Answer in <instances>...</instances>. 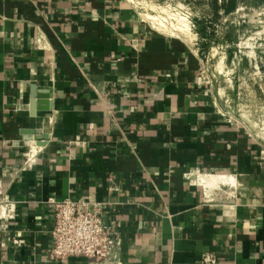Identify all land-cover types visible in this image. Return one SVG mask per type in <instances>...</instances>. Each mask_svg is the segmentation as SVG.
<instances>
[{
  "label": "crops",
  "instance_id": "obj_1",
  "mask_svg": "<svg viewBox=\"0 0 264 264\" xmlns=\"http://www.w3.org/2000/svg\"><path fill=\"white\" fill-rule=\"evenodd\" d=\"M229 118L128 0H0V264H99L47 262L51 199L106 205L113 264H264V144Z\"/></svg>",
  "mask_w": 264,
  "mask_h": 264
},
{
  "label": "rangeland",
  "instance_id": "obj_2",
  "mask_svg": "<svg viewBox=\"0 0 264 264\" xmlns=\"http://www.w3.org/2000/svg\"><path fill=\"white\" fill-rule=\"evenodd\" d=\"M128 1L150 25L165 23L200 51L219 107L264 144V0H236L231 13L223 7L232 0Z\"/></svg>",
  "mask_w": 264,
  "mask_h": 264
},
{
  "label": "built area",
  "instance_id": "obj_3",
  "mask_svg": "<svg viewBox=\"0 0 264 264\" xmlns=\"http://www.w3.org/2000/svg\"><path fill=\"white\" fill-rule=\"evenodd\" d=\"M115 190V189H113ZM54 206L52 247L47 262H66L72 257L92 259L99 264L118 261L123 240L114 220L104 216V203L70 199L49 201ZM16 217V204L0 200V221L9 223ZM3 230L9 226L2 225ZM8 242L19 245L17 239ZM8 246L6 243L2 247Z\"/></svg>",
  "mask_w": 264,
  "mask_h": 264
},
{
  "label": "bare ground",
  "instance_id": "obj_4",
  "mask_svg": "<svg viewBox=\"0 0 264 264\" xmlns=\"http://www.w3.org/2000/svg\"><path fill=\"white\" fill-rule=\"evenodd\" d=\"M151 26L154 27L155 29H157L158 31H161V32H163V31H164V32L167 31L166 33H167L168 35L180 39V37H179V35H178L177 33H175V34H170V33H171V29L169 30L168 27H167V25H166L165 23H162V22H160V21H157V25H156L155 23H152ZM174 27L177 29L176 31L179 30V33H181V34L184 33V35L190 36V32L187 31L188 28H185V27L182 26V25H178L177 27H176V25H173L172 28L174 29ZM188 30H189V29H188ZM186 31H187L188 33H187ZM168 32H170V33H168ZM218 180H219V178L211 177L209 180H204V182H205V183H206V182H207V183H210V181H211V184H213V182L218 181Z\"/></svg>",
  "mask_w": 264,
  "mask_h": 264
},
{
  "label": "trees",
  "instance_id": "obj_5",
  "mask_svg": "<svg viewBox=\"0 0 264 264\" xmlns=\"http://www.w3.org/2000/svg\"><path fill=\"white\" fill-rule=\"evenodd\" d=\"M237 1L236 0H232L228 5H225L223 7V10L226 12V13H231L232 11H234L236 9V6H237Z\"/></svg>",
  "mask_w": 264,
  "mask_h": 264
}]
</instances>
